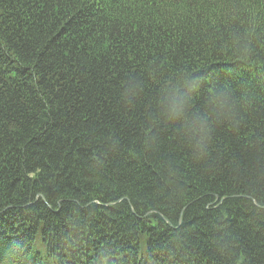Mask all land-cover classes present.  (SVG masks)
Listing matches in <instances>:
<instances>
[{
    "label": "trees",
    "instance_id": "16d2710c",
    "mask_svg": "<svg viewBox=\"0 0 264 264\" xmlns=\"http://www.w3.org/2000/svg\"><path fill=\"white\" fill-rule=\"evenodd\" d=\"M0 264H264V0H0Z\"/></svg>",
    "mask_w": 264,
    "mask_h": 264
},
{
    "label": "clouds",
    "instance_id": "9594fccd",
    "mask_svg": "<svg viewBox=\"0 0 264 264\" xmlns=\"http://www.w3.org/2000/svg\"><path fill=\"white\" fill-rule=\"evenodd\" d=\"M167 116L169 119L177 118L179 116V110L176 107H169Z\"/></svg>",
    "mask_w": 264,
    "mask_h": 264
},
{
    "label": "bare ground",
    "instance_id": "6f19581e",
    "mask_svg": "<svg viewBox=\"0 0 264 264\" xmlns=\"http://www.w3.org/2000/svg\"><path fill=\"white\" fill-rule=\"evenodd\" d=\"M123 21V20H122ZM119 23V22H118Z\"/></svg>",
    "mask_w": 264,
    "mask_h": 264
}]
</instances>
